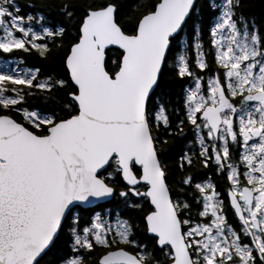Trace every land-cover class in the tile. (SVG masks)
<instances>
[{
	"label": "snow or ice",
	"instance_id": "1",
	"mask_svg": "<svg viewBox=\"0 0 264 264\" xmlns=\"http://www.w3.org/2000/svg\"><path fill=\"white\" fill-rule=\"evenodd\" d=\"M53 50L63 73L21 55ZM101 249L94 264H264V27L243 0H0V264Z\"/></svg>",
	"mask_w": 264,
	"mask_h": 264
},
{
	"label": "trees",
	"instance_id": "2",
	"mask_svg": "<svg viewBox=\"0 0 264 264\" xmlns=\"http://www.w3.org/2000/svg\"><path fill=\"white\" fill-rule=\"evenodd\" d=\"M20 2L23 3L24 0H20ZM41 2L49 3V4H55V3H58V0H41ZM130 2H136V0H130ZM141 2L147 4V3H150L151 0H141ZM198 2L201 5L202 12L205 14V16H207L209 6L212 2L210 0H198ZM243 4H244V14L250 18H254L257 21V23L259 25H261V27H264V0H243ZM24 11H31V9H24ZM53 15H55V10H53ZM69 39H71V37H69ZM205 39H206V37H205ZM64 44L67 45L68 40H65ZM21 55L24 57L26 66L31 65V67H40L44 71L50 72V71L55 70L57 72L63 73V69L59 64L60 57L63 55V50H53L52 56L49 57L48 60H45V59L39 57L35 52H33L31 55L23 54V53ZM169 87L171 89H173L177 94L180 93L181 84L178 81H174V80L169 79ZM191 135H192V133H191V131H189L188 136L191 137ZM183 143H184L183 140L179 141L176 144V146L169 151V153H168V162L169 163H171L172 161L177 159L179 149H180V145ZM203 171L204 170H200V175H198V176L202 177ZM209 173L211 174V176H213V178H215L216 182H218V184L220 186H224L223 177H220L219 175H212V173L210 171H209ZM176 179H177V177L170 176V182L174 183ZM122 214L123 215H129L128 213H122ZM131 215L135 216L136 214L131 213ZM86 216H87V214L85 215V217ZM87 217H86V219H88ZM229 217H230V219H232L231 214H229ZM137 223H139L138 218H137ZM137 236H138V238H140L145 243L151 242L150 241V235L144 233V231H143V225H141L140 229L138 230ZM69 251H70V249H69ZM102 251L103 250L101 249V250H98L97 252L93 253V260L90 261V264H94L96 257H98Z\"/></svg>",
	"mask_w": 264,
	"mask_h": 264
},
{
	"label": "rangeland",
	"instance_id": "3",
	"mask_svg": "<svg viewBox=\"0 0 264 264\" xmlns=\"http://www.w3.org/2000/svg\"><path fill=\"white\" fill-rule=\"evenodd\" d=\"M212 3L216 2V0H210ZM29 66V65H28ZM31 66V65H30ZM117 201L114 199L113 201H111L110 203H106L104 205V207L106 208H112L113 212L115 211V205H116ZM94 208L96 209L97 212L101 211V209L99 207L94 206ZM87 217V216H86ZM85 217V220H87ZM88 218V217H87ZM150 235V234H149Z\"/></svg>",
	"mask_w": 264,
	"mask_h": 264
},
{
	"label": "flooded vegetation",
	"instance_id": "4",
	"mask_svg": "<svg viewBox=\"0 0 264 264\" xmlns=\"http://www.w3.org/2000/svg\"><path fill=\"white\" fill-rule=\"evenodd\" d=\"M209 175L211 176V174L209 173ZM217 175H219V174H217ZM220 176V175H219ZM221 177V176H220ZM202 178H204V176H202V177H200V176H198L197 177V179H202ZM211 178H212V180L214 181V182H216V180H215V178H213V176H211ZM224 183H225V181H223ZM217 183V190L218 191H221V193H222V195H223V193H224V186H220L219 184H218V182H216ZM223 183V184H224ZM229 214H231V213H229ZM229 214H228V216H229ZM229 220H230V222H232V219H230V217H229Z\"/></svg>",
	"mask_w": 264,
	"mask_h": 264
},
{
	"label": "water",
	"instance_id": "5",
	"mask_svg": "<svg viewBox=\"0 0 264 264\" xmlns=\"http://www.w3.org/2000/svg\"><path fill=\"white\" fill-rule=\"evenodd\" d=\"M95 205H93L92 207H94Z\"/></svg>",
	"mask_w": 264,
	"mask_h": 264
}]
</instances>
